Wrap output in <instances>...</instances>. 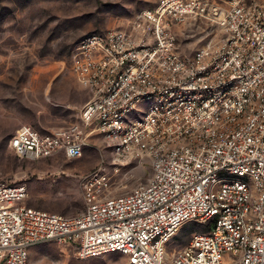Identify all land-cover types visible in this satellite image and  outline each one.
Wrapping results in <instances>:
<instances>
[{
    "label": "built area",
    "instance_id": "obj_1",
    "mask_svg": "<svg viewBox=\"0 0 264 264\" xmlns=\"http://www.w3.org/2000/svg\"><path fill=\"white\" fill-rule=\"evenodd\" d=\"M191 20L213 35L188 57L174 27ZM72 71L89 93L80 125H23L10 149L32 162L76 159L99 138L117 160L148 161L150 177L113 197L102 169L91 171L84 209L68 217L26 207V186L0 165V264H33L31 250L48 243L80 260L264 264V0H159L124 29L83 38ZM188 223L208 232L170 256Z\"/></svg>",
    "mask_w": 264,
    "mask_h": 264
},
{
    "label": "rangeland",
    "instance_id": "obj_2",
    "mask_svg": "<svg viewBox=\"0 0 264 264\" xmlns=\"http://www.w3.org/2000/svg\"><path fill=\"white\" fill-rule=\"evenodd\" d=\"M159 0H0V165L3 178L25 185L29 208L76 216L84 209L81 177L102 169L113 197L134 191L151 174L148 161L123 162L99 138L83 156L64 153L37 162L18 158L9 147L23 125L71 129L80 125V110L89 93L72 71L76 46L88 35L124 29ZM178 51L191 57L211 39L206 22L174 27ZM146 107L144 106L143 109ZM207 226L188 223L167 245L169 255L183 250ZM33 264H128L114 253L88 260L55 243L31 250Z\"/></svg>",
    "mask_w": 264,
    "mask_h": 264
},
{
    "label": "crops",
    "instance_id": "obj_3",
    "mask_svg": "<svg viewBox=\"0 0 264 264\" xmlns=\"http://www.w3.org/2000/svg\"><path fill=\"white\" fill-rule=\"evenodd\" d=\"M33 127V126H32ZM35 129H37L38 131L42 132V133H48V132H51L59 127H55V128H46L45 126H36L34 127ZM18 131V130H17ZM16 131V132H17ZM89 148H92V140L90 141V147Z\"/></svg>",
    "mask_w": 264,
    "mask_h": 264
},
{
    "label": "trees",
    "instance_id": "obj_4",
    "mask_svg": "<svg viewBox=\"0 0 264 264\" xmlns=\"http://www.w3.org/2000/svg\"><path fill=\"white\" fill-rule=\"evenodd\" d=\"M208 230V229H207Z\"/></svg>",
    "mask_w": 264,
    "mask_h": 264
}]
</instances>
